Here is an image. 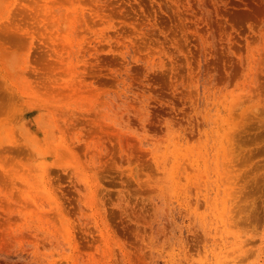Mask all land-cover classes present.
I'll use <instances>...</instances> for the list:
<instances>
[{"label":"rangeland","instance_id":"obj_1","mask_svg":"<svg viewBox=\"0 0 264 264\" xmlns=\"http://www.w3.org/2000/svg\"><path fill=\"white\" fill-rule=\"evenodd\" d=\"M0 264H264V0H0Z\"/></svg>","mask_w":264,"mask_h":264}]
</instances>
